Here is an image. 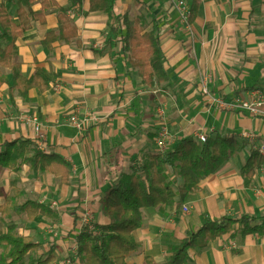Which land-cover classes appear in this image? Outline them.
Segmentation results:
<instances>
[{
    "label": "crops",
    "instance_id": "crops-1",
    "mask_svg": "<svg viewBox=\"0 0 264 264\" xmlns=\"http://www.w3.org/2000/svg\"><path fill=\"white\" fill-rule=\"evenodd\" d=\"M55 1L58 6L47 12L45 24L34 21L16 43L22 73L30 77L37 68L46 69L54 76L50 90L39 93L33 89L24 98L17 91L11 96L8 84L2 86L0 152L5 143L17 140H31L37 146L34 125L20 119L36 116L49 153L69 164L70 181L61 186L59 178L33 172L29 165L19 173L0 170V192L4 194L0 208H8L0 212V219L19 226L17 221L27 216L15 204L32 200L47 205L56 219L72 221L73 231L87 212L96 224H109L105 198L120 174L158 153L160 107L166 110L168 131L174 136L172 148L189 138L198 142L200 136L207 140L233 136L241 149L189 196L188 214L183 206V215L177 214L176 207L144 209L142 227L134 233L140 247L127 263L147 264L150 259L162 264L172 255V248L207 216L264 218V170L252 180L241 174L251 151L259 152L264 145V108L255 117L240 109L223 110L214 101L230 103L237 97L246 98L252 90L264 93V0H199L190 29L180 20L176 6L180 0H116V16L142 19L146 31L155 28L161 37L168 81L153 88L142 82L121 46L110 45L113 35L107 13L90 12L91 0L76 5L72 0ZM185 1L191 10L192 1ZM9 2L0 0V8L6 5L9 9ZM59 8L68 10L81 46L76 42L46 46L47 34L58 29ZM41 9L40 3L34 6L36 12ZM9 12L17 17L16 9L14 15ZM5 73L11 79L10 72ZM56 85L59 90L54 89ZM204 88L210 96L203 93ZM73 115L93 119L80 131L70 121ZM170 180L173 187L181 186L173 174ZM31 223L30 227L37 226ZM29 233L20 232L22 236ZM238 233L236 226L209 247L191 250L185 264H264V235L243 238Z\"/></svg>",
    "mask_w": 264,
    "mask_h": 264
},
{
    "label": "trees",
    "instance_id": "trees-1",
    "mask_svg": "<svg viewBox=\"0 0 264 264\" xmlns=\"http://www.w3.org/2000/svg\"><path fill=\"white\" fill-rule=\"evenodd\" d=\"M15 1L16 18L10 14L6 5L0 8V42L6 43L4 47L0 44V89L8 84L11 96L17 91L24 98H28L33 89L39 93L49 91L54 76L43 68H37L30 77L22 73V64L16 60V43L32 29L34 21L45 24L47 12L57 7L58 3L55 0ZM191 1L190 24L197 17L199 9V0ZM80 2L81 0H72L74 5ZM37 3L42 6L38 12L34 11ZM115 4L116 0L90 1V12L103 11L109 15L108 29L113 35L110 45L112 48L121 46L123 53L128 55L131 67L138 70L146 86L153 88L167 82L168 73L165 70L161 37L157 30L154 28L146 31L142 19L130 21L128 15L116 16ZM68 13L63 8L58 9V29L47 34L46 46L51 47L55 42H76L81 46L77 28ZM5 70L10 72L11 79ZM3 147L4 152H0V169L19 173L24 165H29L33 172L48 173L59 178L61 186L69 184L70 166L61 156L38 150L31 140L7 142ZM240 149L239 142L233 136H219L204 144L189 138L165 153L148 155L143 163L121 173L116 185L105 198V212L110 223L97 224L99 235L82 232L77 238V255L83 264H128L127 259L140 247L134 233L142 227L143 210L170 207L180 210L189 196L199 191L200 184L232 160ZM263 168L264 157L257 150H253L241 169V174L252 180L256 172ZM170 174L181 183L176 190ZM7 209L0 208V212L5 213ZM15 209L34 223H39L46 217H57L47 205L32 200L15 204ZM77 221H74L75 225ZM236 226L243 238L264 235V218L245 215L237 219H213L207 216L197 230L189 232L184 240L172 248V255L162 264H185L191 250L209 247L217 239L232 233ZM13 227L15 228L12 225L8 232L0 230V249L4 250L0 253V264L55 262L53 248L47 258L31 260L32 252L42 244L36 243L31 237L15 233ZM147 264L155 263L147 259Z\"/></svg>",
    "mask_w": 264,
    "mask_h": 264
},
{
    "label": "rangeland",
    "instance_id": "rangeland-1",
    "mask_svg": "<svg viewBox=\"0 0 264 264\" xmlns=\"http://www.w3.org/2000/svg\"><path fill=\"white\" fill-rule=\"evenodd\" d=\"M183 1H185V0H183ZM15 2H16L15 0H10V2H9V10L12 11L13 15L15 14V9H16ZM0 44L3 47L6 46L5 42H0ZM36 148H37V146H36ZM0 170L2 171L3 169H0ZM174 189L175 190L177 189V184H174ZM3 196H4V194L2 192H0V204H1ZM21 201L22 200H18L17 202H20V204L26 202V201H22V202ZM177 214L183 215L182 211H180V210H177ZM83 217H84V215L81 216V220ZM21 218H22L21 220L17 221L19 226L14 225L15 228L13 227L14 228L13 231L19 235H21L20 232H23L24 235L26 233L30 232L28 234V237L33 238V240L36 243L42 244L41 247L39 249L33 251L31 256H30V258H32L31 260H34V261L38 260V259L47 258L49 256L50 250L53 248L54 254H55V259L57 260V262H55V263L83 264L82 260L77 255V248H78L77 238H78V236L82 232H89V233H93L95 235L100 234L98 232L97 224H96V221L94 220L92 214H91V222H89V223L84 222L80 226L81 220L78 221L79 224H77V226L79 228L75 231L72 230V226H73L72 221L64 220V219L63 220L62 219H56L55 216L43 218V220H41L39 223L32 222V223H34V225L37 224V226L35 228L29 226V220L26 219L24 216H22ZM9 224L10 223H8L7 221L0 219V230L3 232L10 231V228L12 227L13 224H10L11 227ZM18 228H19V230H18ZM16 229H17V231H16ZM2 252H4V250L0 249V253H2Z\"/></svg>",
    "mask_w": 264,
    "mask_h": 264
},
{
    "label": "built area",
    "instance_id": "built-area-1",
    "mask_svg": "<svg viewBox=\"0 0 264 264\" xmlns=\"http://www.w3.org/2000/svg\"><path fill=\"white\" fill-rule=\"evenodd\" d=\"M176 6L179 11V17L182 22V24L187 28H191L190 24V8L188 4L183 1H177ZM60 86L56 85L54 87L55 90H59ZM205 95L210 96L211 93L207 88H204ZM216 105L221 108V109H226V110H236L240 109L242 111L248 112L250 115L258 117L262 114V110L264 108V93L260 90H252L248 92L246 98L242 97H237L234 99L232 102L228 103L222 99H215ZM21 120H26L28 123H31L34 125V129L36 131V143H37V148L45 153H49V145L47 143V138L44 133L41 131V124L39 123V120L36 116H28V117H23L20 116ZM93 118L86 117L82 120L78 118L77 115H73L70 119L71 123L80 131H82L87 124L92 120ZM157 119L159 121V131L156 139V145L158 148V152L160 153H165L168 151L171 147L172 144L174 143V136L169 133L168 127H167V120H166V110L164 107H160L157 110ZM252 137V136H249ZM198 142L200 144H204L207 142L206 136H200ZM259 153L261 156L264 157V145L259 147ZM262 170V169H261ZM264 170V168H263ZM183 212L188 214L190 212V208L188 205L183 206ZM81 220V219H80ZM84 222H91V213L87 212L84 214V217L82 218L80 222V226Z\"/></svg>",
    "mask_w": 264,
    "mask_h": 264
}]
</instances>
